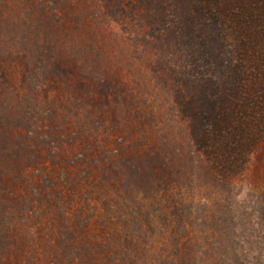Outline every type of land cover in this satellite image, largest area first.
I'll return each instance as SVG.
<instances>
[{
    "label": "rangeland",
    "instance_id": "rangeland-1",
    "mask_svg": "<svg viewBox=\"0 0 264 264\" xmlns=\"http://www.w3.org/2000/svg\"><path fill=\"white\" fill-rule=\"evenodd\" d=\"M230 65L190 0H0V264H264V139L195 147Z\"/></svg>",
    "mask_w": 264,
    "mask_h": 264
},
{
    "label": "trees",
    "instance_id": "trees-1",
    "mask_svg": "<svg viewBox=\"0 0 264 264\" xmlns=\"http://www.w3.org/2000/svg\"><path fill=\"white\" fill-rule=\"evenodd\" d=\"M196 17L212 22L231 65L221 79L214 113L196 150L215 173H241L264 139V0H190Z\"/></svg>",
    "mask_w": 264,
    "mask_h": 264
}]
</instances>
